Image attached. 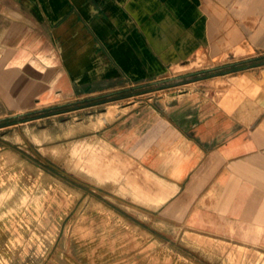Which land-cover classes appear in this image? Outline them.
<instances>
[{"label": "crops", "instance_id": "1", "mask_svg": "<svg viewBox=\"0 0 264 264\" xmlns=\"http://www.w3.org/2000/svg\"><path fill=\"white\" fill-rule=\"evenodd\" d=\"M263 57L264 0H0V126L72 118L63 139L108 158L88 171L73 160L88 188L74 205L88 200L89 217L133 219L178 254L204 253L199 238L252 248L264 238L263 101L191 84L114 117L96 109L166 76L224 78ZM113 166L126 175L105 177Z\"/></svg>", "mask_w": 264, "mask_h": 264}, {"label": "rangeland", "instance_id": "2", "mask_svg": "<svg viewBox=\"0 0 264 264\" xmlns=\"http://www.w3.org/2000/svg\"><path fill=\"white\" fill-rule=\"evenodd\" d=\"M217 75L166 76L153 85L133 87L121 98H111L96 113L107 109L114 117L191 84L209 87L203 92L208 97L216 98L210 88L218 83L225 88L226 100L264 102V60L242 64L224 78ZM25 119L0 126V264H264V238L252 248L199 238L191 246L204 253L177 245L178 254L171 252L169 244L139 236L130 213V225L104 212L89 217L94 206L88 200L74 205L79 192L88 188H76L85 181L74 174L73 160L88 171L90 162L102 169L108 158L101 155L99 146L63 139L73 134L72 118L65 124L58 118ZM124 174L113 166L105 177ZM142 229L150 228L144 223Z\"/></svg>", "mask_w": 264, "mask_h": 264}]
</instances>
